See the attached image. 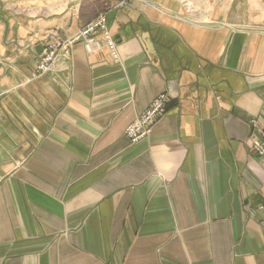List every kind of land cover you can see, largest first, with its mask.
<instances>
[{
    "label": "crops",
    "instance_id": "crops-1",
    "mask_svg": "<svg viewBox=\"0 0 264 264\" xmlns=\"http://www.w3.org/2000/svg\"><path fill=\"white\" fill-rule=\"evenodd\" d=\"M104 11L120 64L77 43L32 77ZM259 130L264 0H0V264H264Z\"/></svg>",
    "mask_w": 264,
    "mask_h": 264
},
{
    "label": "built area",
    "instance_id": "built-area-1",
    "mask_svg": "<svg viewBox=\"0 0 264 264\" xmlns=\"http://www.w3.org/2000/svg\"><path fill=\"white\" fill-rule=\"evenodd\" d=\"M106 14L107 12L99 13L73 36L47 44L35 65L32 77L37 78L52 72L53 69L57 70V62L66 60L71 54L72 47L77 43H81L88 53L105 49L111 60L116 64H120L119 42L111 33ZM169 100L170 97L166 93L158 94L146 110L125 128L126 137L131 142H136L147 136L150 133L152 123L164 115ZM251 150L256 156L264 159L263 136H253L251 138Z\"/></svg>",
    "mask_w": 264,
    "mask_h": 264
},
{
    "label": "rangeland",
    "instance_id": "rangeland-1",
    "mask_svg": "<svg viewBox=\"0 0 264 264\" xmlns=\"http://www.w3.org/2000/svg\"><path fill=\"white\" fill-rule=\"evenodd\" d=\"M128 1H134V0H128ZM183 2H184V5L188 8V9H192L193 8V10L198 6V2H200L201 0H182ZM127 4V2H122V3H118L117 5H115V9H120L121 7H123V6H125ZM199 7H200V5H199ZM201 8H202V6H201ZM104 12H107V11H104ZM205 19H206V17H204ZM206 24H208V22H207V20H202V21H200L199 23H198V25L199 26H206ZM112 33V32H111ZM74 35V34H73ZM72 35V36H73ZM114 36V35H113ZM65 38H55L54 40H52V41H50V42H48L47 44H49V43H52V42H55V41H58V40H64ZM116 39V38H115ZM117 40V39H116ZM118 41V40H117ZM46 44V45H47ZM44 49V48H43ZM43 49H42V51H43ZM118 50H119V48H118ZM88 53V52H87ZM120 53V52H119ZM41 54H42V52H41ZM39 61V60H38ZM61 60H59L58 62H57V66H58V69L57 70H55V69H53V71L52 72H50V73H48V74H52V73H57V72H59L60 70H61V67H60V65H61ZM36 65V64H35ZM35 68V67H34ZM54 71H56V72H54ZM44 75H46V74H44ZM43 76V75H42ZM161 93H166L167 95H169V93H167V92H161ZM160 94V93H159ZM170 97V96H169ZM146 110V108L142 111V112H144ZM166 110H167V107H166ZM141 112V113H142ZM166 112V111H165ZM141 113H139L136 117H135V119L134 120H136L137 118H138V116L139 115H141ZM165 114V113H164ZM133 120V121H134ZM159 120V118L156 120V121H154L153 123H152V126H151V128L153 127V125L157 122ZM132 121V122H133ZM131 122V123H132ZM131 123H129V124H131ZM257 122L254 120V122L252 121V124L253 125H255V126H257V124H256ZM128 124V125H129ZM127 125V126H128ZM126 126V127H127ZM151 128H150V131H151ZM258 129H260L259 128V126H258ZM148 136V135H147ZM147 136H145V137H147ZM253 136H257V137H261V136H263L264 137V132L262 131V130H259L258 131V134H252L251 136H250V140H249V142H250V149H251V138L253 137ZM144 137V138H145ZM143 139V138H142ZM129 140V139H128ZM141 140V139H140ZM130 141V140H129ZM139 141V140H138ZM131 142V141H130ZM137 142V141H136ZM252 151V150H251ZM253 153V152H252ZM254 154V153H253ZM255 155V154H254ZM256 156V155H255ZM258 157V156H257ZM259 159H261V160H263L264 161V159L263 158H260V157H258Z\"/></svg>",
    "mask_w": 264,
    "mask_h": 264
}]
</instances>
